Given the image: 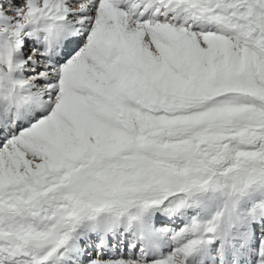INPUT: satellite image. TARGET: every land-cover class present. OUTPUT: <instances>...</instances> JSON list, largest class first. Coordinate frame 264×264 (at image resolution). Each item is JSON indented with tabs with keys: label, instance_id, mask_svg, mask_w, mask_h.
<instances>
[{
	"label": "snow or ice",
	"instance_id": "obj_1",
	"mask_svg": "<svg viewBox=\"0 0 264 264\" xmlns=\"http://www.w3.org/2000/svg\"><path fill=\"white\" fill-rule=\"evenodd\" d=\"M0 264H264V0H0Z\"/></svg>",
	"mask_w": 264,
	"mask_h": 264
}]
</instances>
